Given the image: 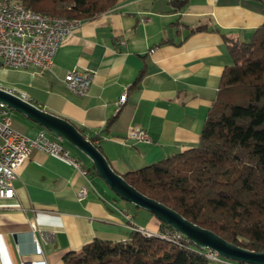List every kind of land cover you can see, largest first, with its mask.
I'll use <instances>...</instances> for the list:
<instances>
[{
    "label": "crops",
    "instance_id": "0c3cea01",
    "mask_svg": "<svg viewBox=\"0 0 264 264\" xmlns=\"http://www.w3.org/2000/svg\"><path fill=\"white\" fill-rule=\"evenodd\" d=\"M169 1L118 0L110 11L79 22L47 71L0 66V88L24 92L30 103L86 136L99 135L97 144L120 175L196 147L222 72L232 65L222 35L247 41L264 21V0H189L177 12ZM196 27L203 29L190 33ZM73 69L92 75L84 95L65 86L64 75ZM124 92L126 99L117 106ZM9 116L12 128L28 138L44 129L16 111ZM130 128L144 130L151 142L126 139ZM93 180L94 175L83 177L59 159L33 151L17 171L15 196L0 199V264H64L66 253L94 239L125 241L130 231L125 213L136 226L159 231L150 213L102 199ZM82 188L86 196L79 200ZM32 222L52 234L42 255L35 254Z\"/></svg>",
    "mask_w": 264,
    "mask_h": 264
},
{
    "label": "trees",
    "instance_id": "16d2710c",
    "mask_svg": "<svg viewBox=\"0 0 264 264\" xmlns=\"http://www.w3.org/2000/svg\"><path fill=\"white\" fill-rule=\"evenodd\" d=\"M34 12L80 22L118 0H12ZM189 0H170L174 12ZM196 27L190 33L202 30ZM232 65L221 75L196 147L122 174L144 196L243 249L264 251V21L245 42L222 35ZM142 69L135 79L137 84ZM113 117L105 126L108 129ZM83 135L84 131L79 130ZM86 136V135H85ZM87 139L102 153L99 135ZM103 154V153H102ZM88 175L96 176L92 165ZM157 234L129 231L125 241L94 239L64 264H222L160 222ZM178 236V237H177ZM234 262V261H232ZM241 264V263H239Z\"/></svg>",
    "mask_w": 264,
    "mask_h": 264
},
{
    "label": "built area",
    "instance_id": "2783aa9c",
    "mask_svg": "<svg viewBox=\"0 0 264 264\" xmlns=\"http://www.w3.org/2000/svg\"><path fill=\"white\" fill-rule=\"evenodd\" d=\"M61 18L66 17L50 16V21L30 19L25 15V7H21L19 2L17 7H8L7 3L0 2V66L12 70L35 68L40 72L47 71L57 49L78 27V25H61ZM63 81L70 92L84 95L91 84L92 75L89 72L73 69L64 75ZM16 95L28 101L24 92ZM125 99L124 92L120 95L117 106L122 105ZM9 112L6 111V106L0 103V199H12L15 196L13 181L18 169L33 151L59 159L83 177H88L86 167L71 153L61 137H51L46 130L41 129L34 138H28L12 128ZM126 139L142 143L151 142L144 130L136 128L128 129ZM85 196L86 189L82 188L77 198L81 200ZM124 218L130 231L142 230L153 234L143 227L136 226L130 214L125 213ZM31 231L35 254L42 255V244L50 242L52 234L38 228L34 222L31 223ZM209 251L208 259L212 261L239 264L220 257L212 250ZM21 264H45V262L31 261Z\"/></svg>",
    "mask_w": 264,
    "mask_h": 264
},
{
    "label": "water",
    "instance_id": "95a60500",
    "mask_svg": "<svg viewBox=\"0 0 264 264\" xmlns=\"http://www.w3.org/2000/svg\"><path fill=\"white\" fill-rule=\"evenodd\" d=\"M0 103L29 118L52 135L61 137L90 161L96 176L119 199L150 213L158 221L187 238L197 248L212 250L222 258L241 264H264V251L254 252L238 247L136 191L111 168L105 156L69 121L44 111L2 88H0Z\"/></svg>",
    "mask_w": 264,
    "mask_h": 264
},
{
    "label": "rangeland",
    "instance_id": "374dc122",
    "mask_svg": "<svg viewBox=\"0 0 264 264\" xmlns=\"http://www.w3.org/2000/svg\"><path fill=\"white\" fill-rule=\"evenodd\" d=\"M1 78V75H0ZM68 149H70L72 152L74 151L78 157L81 159V161L86 162L87 164L91 165L90 161L79 151H77L75 148H73L71 145L65 143ZM92 184L96 190V192L100 195V197L110 203H116L117 205L124 206L127 209H129L131 212L136 213L138 211L141 213V209L136 208L131 203H128L126 201H123L119 199L109 188L108 186L97 176H94V180L92 181ZM136 219L140 222L141 217L136 216Z\"/></svg>",
    "mask_w": 264,
    "mask_h": 264
},
{
    "label": "bare ground",
    "instance_id": "6f19581e",
    "mask_svg": "<svg viewBox=\"0 0 264 264\" xmlns=\"http://www.w3.org/2000/svg\"><path fill=\"white\" fill-rule=\"evenodd\" d=\"M1 3H7L8 7H17V2L16 1H12V0H0ZM21 7H25L22 4H20ZM25 15L30 18V19H39L41 21H50V16L51 15H46V14H42L39 12H34L33 10L31 11V9H27L25 8ZM59 17H63V16H59ZM80 21L77 19H70V18H61V25H78ZM6 111H10V109L6 106ZM138 232H140L142 235L145 236H152L155 235L157 233H153L152 235L147 232V231H142V230H136ZM207 253L205 254L207 258H210V251L206 250Z\"/></svg>",
    "mask_w": 264,
    "mask_h": 264
}]
</instances>
